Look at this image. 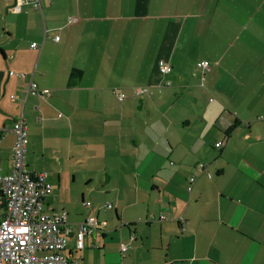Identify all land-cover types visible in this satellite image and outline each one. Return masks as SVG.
<instances>
[{
  "label": "crops",
  "instance_id": "1",
  "mask_svg": "<svg viewBox=\"0 0 264 264\" xmlns=\"http://www.w3.org/2000/svg\"><path fill=\"white\" fill-rule=\"evenodd\" d=\"M21 117L44 212L99 226L70 264H264V0H0V131Z\"/></svg>",
  "mask_w": 264,
  "mask_h": 264
},
{
  "label": "built area",
  "instance_id": "2",
  "mask_svg": "<svg viewBox=\"0 0 264 264\" xmlns=\"http://www.w3.org/2000/svg\"><path fill=\"white\" fill-rule=\"evenodd\" d=\"M14 2L19 6L28 2L36 5L37 0ZM70 20L74 22L76 19ZM54 40L58 41L59 37L56 36ZM36 47V43L31 44V48ZM197 67L203 72L209 69L207 62H201ZM159 69L163 74L172 72L168 65H161ZM14 75L19 79L26 78L23 73ZM47 93L46 90L38 89L32 78L29 79L27 94L43 98ZM112 93L119 101L126 98L124 93ZM147 93V89L140 88L132 94L142 96ZM8 133H13L15 142L10 154L11 173L0 177V264H67L62 252L71 233L66 225V213L55 212L48 215L42 209L43 202L52 192V186L46 173H33L26 165L28 140L22 117L11 128L2 129L0 138ZM107 208L112 207L107 205ZM154 219V216H149L148 220ZM157 219L165 220L166 217L159 216ZM98 228L97 222L92 218L80 224L75 234L76 248L81 249L85 237ZM119 252L126 253L127 245L121 243Z\"/></svg>",
  "mask_w": 264,
  "mask_h": 264
},
{
  "label": "trees",
  "instance_id": "3",
  "mask_svg": "<svg viewBox=\"0 0 264 264\" xmlns=\"http://www.w3.org/2000/svg\"><path fill=\"white\" fill-rule=\"evenodd\" d=\"M10 134V133H9ZM220 146V145H219ZM9 160H10V158H9ZM43 204H44V202H43ZM42 209H43V211H44V206L42 205ZM60 212H64V211H60ZM45 213V212H44ZM53 213H55V212H53ZM66 213V212H65ZM48 215H50V214H48ZM66 218H67V213H66ZM66 225H67V223H66ZM67 228H70V230H71V233H70V235L68 236V238H67V242H66V245H65V247H64V249L62 250V252H63V256H64V259L66 260V262H67V264H70V256H71V252L73 251V253L74 252H80L81 250H83L84 249V242H85V239H84V242H83V247L81 248V249H77L76 248V239H75V242H74V248L72 249V251H67V244H68V240H69V238L74 234V237H75V234L77 233V231L74 233V231H73V229L70 227V226H67ZM92 235V234H91ZM91 235H89V236H91ZM88 237V236H87ZM86 238V237H85ZM72 253V254H73ZM125 254V253H124Z\"/></svg>",
  "mask_w": 264,
  "mask_h": 264
},
{
  "label": "rangeland",
  "instance_id": "4",
  "mask_svg": "<svg viewBox=\"0 0 264 264\" xmlns=\"http://www.w3.org/2000/svg\"><path fill=\"white\" fill-rule=\"evenodd\" d=\"M240 41H241V40H240ZM240 41H239V42H240ZM145 89H146V88H145ZM200 166H202V164H201V165H199V167H200Z\"/></svg>",
  "mask_w": 264,
  "mask_h": 264
}]
</instances>
